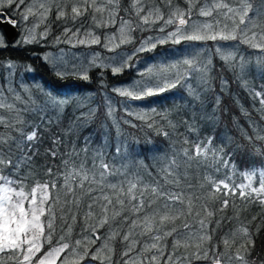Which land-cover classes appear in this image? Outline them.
Listing matches in <instances>:
<instances>
[{"label": "snow or ice", "instance_id": "6c2138e0", "mask_svg": "<svg viewBox=\"0 0 264 264\" xmlns=\"http://www.w3.org/2000/svg\"><path fill=\"white\" fill-rule=\"evenodd\" d=\"M253 72L264 0H0V264H264Z\"/></svg>", "mask_w": 264, "mask_h": 264}, {"label": "trees", "instance_id": "16d2710c", "mask_svg": "<svg viewBox=\"0 0 264 264\" xmlns=\"http://www.w3.org/2000/svg\"><path fill=\"white\" fill-rule=\"evenodd\" d=\"M156 33L154 32H142V33H136V35L138 37H143V36H148V35H154ZM58 47H63L67 49L66 45H59ZM98 48V46H95ZM130 47V46H128ZM53 49V50H57L56 47H51L48 48V50ZM72 50H76V49H72ZM41 52L44 51L43 49L40 50ZM81 51H89L88 49H84L81 48ZM248 51L250 52H254V50L249 49ZM147 55V54H145ZM259 53L258 52H254L253 57H251L252 60H255L256 56H258ZM27 63H30L32 65V67L35 69V75L37 76V78H43L45 80H51V77L48 75L47 71L45 70V68L41 65V62L39 60L36 61H32L29 60L27 61ZM143 63H147L146 59H142L141 61V66L143 65ZM217 70L219 71V62H217ZM224 75L231 77V73H224ZM24 76V75H23ZM135 77V71L133 70V72L131 73H125L124 76L122 77H118L116 81H110V83H117L120 81H127L130 80L132 78ZM25 79V77H24ZM248 79L250 81L251 84L255 85V87L257 88V90L259 89L260 86L264 85V79L261 78V75L258 72H253L252 74H250L248 76ZM19 80H23V79H19ZM230 88L232 90V93L234 96H237L239 98V105L237 104H232L231 100H228V98L226 97V100H228V104H229V114L228 116H225L222 118L223 122L220 125V128L217 129V132H222L224 130L225 125L231 129L232 128V119H230L229 117H231L232 113L235 112L237 118H240V106L242 105L244 108L248 109L249 111H253L254 109H252V104L255 103L257 107H259V102L257 101H253L252 98L250 97V95L247 93V91L243 88L242 85L237 84L235 81H232L230 83ZM166 96L169 97L168 100L166 101H161L162 104L165 105H171L173 102H175L177 105L181 104V99H180V92H178L177 90H172L170 93H166ZM117 99H120L119 97H117ZM133 103V107H135L136 105L140 104L141 102H132ZM146 103V102H145ZM157 108L160 107V105H153ZM146 110V109H145ZM117 118H119L120 116L123 115L122 110L117 107V112H116ZM103 119V117L101 116V120ZM243 122V120L241 119V123ZM125 132L126 133H131L132 135L129 137V140L132 139H136L138 142H142V140L140 139L142 137V133L137 132L136 129H132L127 125H123ZM153 140L156 144L159 145V147L162 150H167L168 149V143L164 141V138L162 137H153ZM246 163L245 164H241L240 167H246ZM264 239V238H262Z\"/></svg>", "mask_w": 264, "mask_h": 264}, {"label": "rangeland", "instance_id": "374dc122", "mask_svg": "<svg viewBox=\"0 0 264 264\" xmlns=\"http://www.w3.org/2000/svg\"><path fill=\"white\" fill-rule=\"evenodd\" d=\"M61 48H63V47H61ZM48 51L53 52V53L56 52V51L53 50V49H50V50H48ZM72 51H76V52H78V53H80V52H85V51H81V48H80V49H76V50H72ZM17 79H24L23 73H21V74L17 77ZM116 99H117V98H116Z\"/></svg>", "mask_w": 264, "mask_h": 264}, {"label": "water", "instance_id": "95a60500", "mask_svg": "<svg viewBox=\"0 0 264 264\" xmlns=\"http://www.w3.org/2000/svg\"><path fill=\"white\" fill-rule=\"evenodd\" d=\"M11 31V30H10Z\"/></svg>", "mask_w": 264, "mask_h": 264}]
</instances>
